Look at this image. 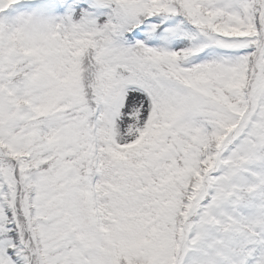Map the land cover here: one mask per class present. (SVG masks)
Wrapping results in <instances>:
<instances>
[{
  "label": "snow or ice",
  "instance_id": "1",
  "mask_svg": "<svg viewBox=\"0 0 264 264\" xmlns=\"http://www.w3.org/2000/svg\"><path fill=\"white\" fill-rule=\"evenodd\" d=\"M0 264H264V0H0Z\"/></svg>",
  "mask_w": 264,
  "mask_h": 264
}]
</instances>
